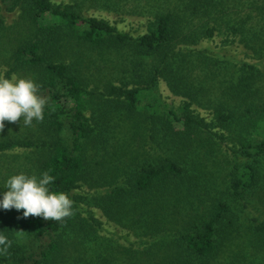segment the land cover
Listing matches in <instances>:
<instances>
[{"label":"trees","instance_id":"obj_1","mask_svg":"<svg viewBox=\"0 0 264 264\" xmlns=\"http://www.w3.org/2000/svg\"><path fill=\"white\" fill-rule=\"evenodd\" d=\"M0 1L28 21L31 34L12 50L5 77L19 70L34 74L39 94L48 100L38 122L45 135L0 139V155L39 149V177L47 171L54 177L50 190L73 201V215L60 222L25 218L16 209L3 214L0 232L12 244L8 255H0V264H56L64 243L87 244L96 238L101 223L95 209L133 232L141 227L156 232L165 259L174 251V263L164 259L162 264L216 260L237 234V201L253 235L264 243V220L253 215L244 199L262 179L264 96L254 85L264 78V60H230L208 46H189L213 38L226 21L234 23L232 33L251 42L264 40V0H240L246 16L237 17V0H204L189 11L168 10L149 20L139 35L104 18L82 15L73 3ZM262 50H257L259 56H264ZM93 51L125 52L135 85L91 87L85 71L89 65L73 56ZM229 68L234 70L215 81ZM161 80L182 98L176 109L158 100L142 103L144 91ZM197 108L208 109L211 117ZM121 114H126L125 125L130 119L137 128L145 126L150 149L158 148V153L130 155L123 162L128 151L112 141ZM223 144L231 150L230 160ZM115 157L119 163L112 162Z\"/></svg>","mask_w":264,"mask_h":264},{"label":"rangeland","instance_id":"obj_2","mask_svg":"<svg viewBox=\"0 0 264 264\" xmlns=\"http://www.w3.org/2000/svg\"><path fill=\"white\" fill-rule=\"evenodd\" d=\"M53 1L77 4L82 15L104 18L121 31L139 35L147 31L148 21L154 19L158 14L168 10L182 12L188 9L189 11L191 6H200V2L204 0ZM225 5L229 6L227 2ZM202 6H207V4L203 3ZM237 10V13H233V17H237L238 13L246 16V13H243L246 11V5L240 0H237ZM239 10L242 11L239 12ZM233 12L236 11L233 10ZM195 17L197 16L195 15ZM230 24L234 23H227L226 21V24L221 26L222 29L216 31L215 36L208 41L204 39L197 45L189 44V46L193 48L208 46L212 52L224 55L230 60H246L255 64L264 60V56H259L260 53L257 51L262 47V54H264V40L251 42L248 40L249 38L242 34L232 33ZM247 25H252V23L249 22ZM193 26L191 23L188 28L193 29ZM245 35L251 36L250 33H245ZM30 36L28 21L23 19L18 12L9 10L7 5L0 1V75L5 76L6 74L12 50L14 51L18 43L24 42ZM126 55L125 52L101 53L93 51L85 53L82 58L79 55H74L73 59L74 61L78 60L82 65H89L85 71L89 76L91 87L102 89L106 83L132 87L137 80L130 76L132 62L131 57L130 61L126 60L128 57ZM119 62L122 64L121 66H119ZM231 70L234 69H223L221 74L215 78V81L219 82V78L228 76ZM13 74L35 82L34 74L30 72L19 70ZM211 83L213 84V82ZM254 87L259 90L261 96H264V78L256 82ZM213 88L212 90H215ZM143 94L145 98L142 99V103L158 100L174 109L182 101V98L171 92L162 80L156 87L144 91ZM197 110L202 115L211 117L208 109L197 108ZM125 115L121 114L120 118H117L120 121L116 124L117 127L113 133L114 138L112 140L116 146L122 145L124 151H128V154L122 155L123 162L127 161L130 155L148 157L153 151L158 153V148H155L156 150L150 149V138L145 132V126L142 124L137 128L130 119L127 120L128 123L125 125V120H122L126 117ZM136 116L129 115V118H137ZM44 135L45 133L41 130L38 121L34 120L31 126H25L22 118L16 123L5 121L4 129L0 131V139L20 138L36 140ZM222 146L227 151L226 155L229 156L230 160L231 150L226 149L224 144ZM237 146H240L238 142ZM101 152L104 153L103 150ZM102 153L98 154L99 158L103 157ZM122 153L124 152L122 151ZM214 155L217 156V152ZM42 158V151L31 148H18L12 152L0 155V200L3 199V194L7 191L4 184L10 176L23 172L29 176L36 175L39 177L38 165ZM106 158L109 159L110 155H107ZM220 159H222V155ZM112 162L119 163L116 157ZM123 162L120 164L125 165ZM223 166L227 167L228 170L229 165L223 164ZM99 168L102 170L103 166L101 167L100 165ZM225 172L226 169L223 173ZM261 173L262 179L259 185L250 194H247L244 199L248 200V205L253 215L264 220V160ZM10 210L15 211V208ZM10 210L0 207V219L3 214ZM233 210L236 219L238 218L237 234L231 242L225 243L227 246L223 248L219 257L213 260L211 264H264V243L262 244L261 240L258 241L253 235L252 223L248 219L246 211H244L238 201L233 204ZM95 211L96 217L101 223V228L97 231L96 238L90 242L88 241L87 244L77 245L79 241L64 243L56 264H162L164 262L163 260L166 258L165 248L156 242L158 238L156 232H151V229L143 227L133 232L127 226L116 225V223L109 221L99 209H95ZM173 253L174 251L165 260L174 263L171 255Z\"/></svg>","mask_w":264,"mask_h":264},{"label":"clouds","instance_id":"obj_3","mask_svg":"<svg viewBox=\"0 0 264 264\" xmlns=\"http://www.w3.org/2000/svg\"><path fill=\"white\" fill-rule=\"evenodd\" d=\"M48 100L39 94V86L31 79L13 74L10 78L0 75V131L5 121L25 126L42 122ZM54 177L47 171L40 177L23 172L10 176L4 187L7 191L0 200L5 210H23L25 218L34 216L44 220L60 222L73 215V201L64 192H53L49 185ZM12 242L0 232V255H8Z\"/></svg>","mask_w":264,"mask_h":264}]
</instances>
